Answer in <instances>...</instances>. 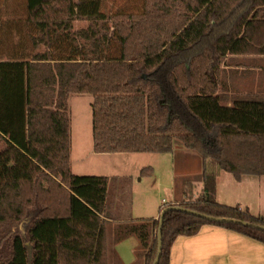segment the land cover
I'll return each mask as SVG.
<instances>
[{"label":"trees","instance_id":"16d2710c","mask_svg":"<svg viewBox=\"0 0 264 264\" xmlns=\"http://www.w3.org/2000/svg\"><path fill=\"white\" fill-rule=\"evenodd\" d=\"M23 1L30 50L0 59V264H38L43 248L44 264H109L131 236L137 260L156 256L158 220L109 229L112 180L71 174V95L93 97L96 154L168 153L177 140L236 180L264 175V101L223 106L213 75L226 53L264 54V0H143L141 14L110 17L103 0ZM76 21L90 26L73 32ZM206 170L203 196L178 206L264 226L216 203ZM204 225L264 244L263 230L167 211L158 264Z\"/></svg>","mask_w":264,"mask_h":264},{"label":"crops","instance_id":"0c3cea01","mask_svg":"<svg viewBox=\"0 0 264 264\" xmlns=\"http://www.w3.org/2000/svg\"><path fill=\"white\" fill-rule=\"evenodd\" d=\"M213 75L217 82L216 96H219L223 106L231 107L240 100L264 101V54L226 53ZM72 96L68 99V112ZM73 136L69 117L70 171L72 175L81 176L77 174L82 167L77 168L79 172L76 174L71 170ZM87 138L91 150L85 159L117 157V171L111 176L98 175L89 163L86 165L87 171L81 173L82 176L107 177L112 180L111 184L117 182L114 202L109 204L107 199V211L111 208V211L117 212V224L134 220H158L166 206L195 202L204 194L202 179L205 168L209 172L212 166L215 202L237 207L264 221V175H242L236 180L231 173L218 170L211 160H204L177 140H174L172 150L168 153L96 154L93 152L92 128ZM179 155L184 156V166L180 168L177 160ZM190 164H194L195 171L188 170ZM143 171L144 174H141ZM163 175L169 181L170 190L166 191L168 200L159 199L157 195V187L161 186L159 181ZM176 179H195V182H188L177 195L174 191ZM139 248V242L134 236L117 243L115 251L119 262L145 264L144 259L136 258ZM168 264H264V244L226 228L204 225L195 235L175 238L169 248Z\"/></svg>","mask_w":264,"mask_h":264},{"label":"rangeland","instance_id":"374dc122","mask_svg":"<svg viewBox=\"0 0 264 264\" xmlns=\"http://www.w3.org/2000/svg\"><path fill=\"white\" fill-rule=\"evenodd\" d=\"M143 10V0H103L100 11L102 14L110 17L117 14L123 15H139ZM26 18V9L23 0H0V59L6 60V55L13 54L15 52H21L24 46L27 50H30V44H27V35L34 34L35 31L30 26H23L21 20ZM19 20L18 25H13V22ZM7 22H12L9 24ZM90 26L88 21H76L73 23L72 31H78L81 29H87ZM107 28L111 27L110 23L106 24ZM26 43V44H25ZM218 68V67H217ZM93 97L90 94L73 95L70 100V119L74 130L73 143H72V154H71V170L74 174L78 173L77 168L81 169V172L77 175H83L87 171L86 165L88 163L93 166L94 171L102 176H111L116 173L117 170V157H98L97 159H85L91 150V144L87 135H90L92 128V108L91 104ZM80 131V135L77 133ZM77 135L79 140H77ZM88 139V140H87ZM1 149V147H0ZM179 168L184 166L182 164L184 156L179 155L177 157ZM186 166V165H185ZM116 167V168H115ZM188 170L193 172L196 170L194 164L187 166ZM214 170L213 166L210 169ZM161 183L158 189L159 199L164 198L168 200L167 192L170 190L169 181L163 176L159 181ZM188 182H195V179H176L174 182V191L178 195L182 192L183 188ZM117 191V182H113L108 190V203L112 204ZM188 193L190 190H187ZM171 206V205H170ZM108 215L112 221L108 225L109 229L117 224V212L113 210L108 212ZM37 250V249H36ZM38 255V264L45 263L46 248L40 249ZM117 250V245H116ZM50 263L53 259H50ZM109 264H120L117 262V256H110Z\"/></svg>","mask_w":264,"mask_h":264},{"label":"water","instance_id":"95a60500","mask_svg":"<svg viewBox=\"0 0 264 264\" xmlns=\"http://www.w3.org/2000/svg\"><path fill=\"white\" fill-rule=\"evenodd\" d=\"M167 211H179L183 212L186 214H190L192 216L200 217L204 220L214 222V223H219V224H233V225H239L243 227H250V228H256L264 231V226L261 225H255L249 222L241 221V220H236L232 218H219V217H213V216H208L205 214H200L196 211H192L190 209H185L182 208L178 205H171L166 208H164L158 218V228H157V233H156V239H157V251H156V256L152 262V264H158L160 256H161V250H162V227H163V219H164V214Z\"/></svg>","mask_w":264,"mask_h":264}]
</instances>
